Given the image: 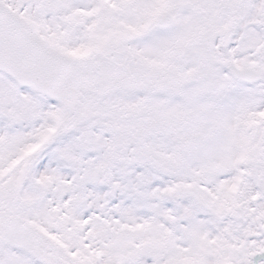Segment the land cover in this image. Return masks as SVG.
I'll return each mask as SVG.
<instances>
[{
    "label": "snow or ice",
    "instance_id": "6c2138e0",
    "mask_svg": "<svg viewBox=\"0 0 264 264\" xmlns=\"http://www.w3.org/2000/svg\"><path fill=\"white\" fill-rule=\"evenodd\" d=\"M0 264H264V0H0Z\"/></svg>",
    "mask_w": 264,
    "mask_h": 264
}]
</instances>
